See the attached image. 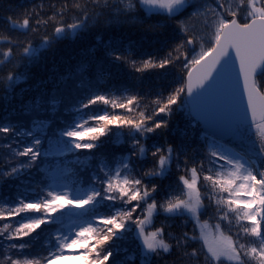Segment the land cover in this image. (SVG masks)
<instances>
[{
  "label": "snow or ice",
  "instance_id": "obj_1",
  "mask_svg": "<svg viewBox=\"0 0 264 264\" xmlns=\"http://www.w3.org/2000/svg\"><path fill=\"white\" fill-rule=\"evenodd\" d=\"M0 10V264H264V0Z\"/></svg>",
  "mask_w": 264,
  "mask_h": 264
},
{
  "label": "trees",
  "instance_id": "obj_2",
  "mask_svg": "<svg viewBox=\"0 0 264 264\" xmlns=\"http://www.w3.org/2000/svg\"><path fill=\"white\" fill-rule=\"evenodd\" d=\"M14 3L20 2V0H13ZM4 12L0 10V16H3ZM95 41L94 39L90 38L88 41L80 42V43H70L65 42L61 45L58 55L56 57L57 60H59L60 56H64L67 58L68 56H74L77 55L80 51V48L82 46H90ZM140 45L142 46L143 52H156L157 51V45L152 43L149 39H142L140 40ZM46 63L48 66H51V59L46 57L45 58ZM172 73L171 72H149L144 75L142 79H137L134 75H127V76H121L120 80L121 83L125 84H136L139 86V90L142 91H151L155 92L158 89H160L162 86L168 84L170 82ZM34 83V81H29L28 84H22L20 87L17 88V91H20V88L28 87L29 84ZM133 249L129 247V255L132 254ZM63 264H81L78 260H72L68 259L63 261Z\"/></svg>",
  "mask_w": 264,
  "mask_h": 264
}]
</instances>
